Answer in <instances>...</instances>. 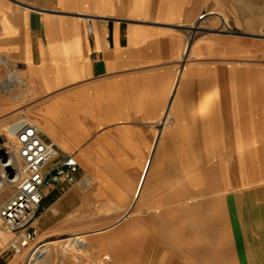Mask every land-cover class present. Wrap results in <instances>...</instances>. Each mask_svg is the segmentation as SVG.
<instances>
[{
  "label": "crops",
  "instance_id": "crops-1",
  "mask_svg": "<svg viewBox=\"0 0 264 264\" xmlns=\"http://www.w3.org/2000/svg\"><path fill=\"white\" fill-rule=\"evenodd\" d=\"M152 1L0 0V65L22 80L7 88L0 73V128L3 117L22 113L79 165L75 184L44 189L38 225L76 210V190L93 185L113 211H129L144 196L141 184L115 173L150 163L167 128L186 148H234L240 163L247 149H261L257 162L264 156V39H203L188 48L183 26L210 1L158 0L149 16ZM210 53L222 65L215 78L200 60ZM228 53L256 57L244 92L236 69L224 68ZM181 54L191 59L179 72Z\"/></svg>",
  "mask_w": 264,
  "mask_h": 264
},
{
  "label": "rangeland",
  "instance_id": "rangeland-1",
  "mask_svg": "<svg viewBox=\"0 0 264 264\" xmlns=\"http://www.w3.org/2000/svg\"><path fill=\"white\" fill-rule=\"evenodd\" d=\"M82 1L88 6V0ZM209 1L208 7L183 26L188 48L203 39L219 38L242 46L252 39H264L259 19L264 16V0ZM157 2L147 6L149 16L158 11ZM219 15L226 17L225 26ZM201 16L205 17L197 19ZM226 55L224 68L236 69L237 86L244 92L251 81L245 76H255L246 67L256 57ZM190 59L183 54L179 72ZM217 59L214 53L200 59L209 63L211 78L218 76L222 67ZM9 70L0 65L6 80ZM11 115L14 113L8 116L10 120L3 117L0 134L14 118ZM167 117H163V127ZM181 142L167 128L150 163L139 165V172L122 169L115 173L125 178L135 174L141 184L144 196L139 200L136 195L129 211H113L111 198H99L94 185L77 189L76 210L53 215L45 226L37 224L45 212L40 209L35 218L39 237L58 242V254L52 255L48 264H264V156L256 160L261 149H247L240 163L234 148H186ZM237 188L241 190L232 193ZM4 198L7 193L0 195V206ZM0 228L4 229L1 223ZM75 238L84 247L77 246L61 256L58 245ZM7 245L0 249V264L13 259L15 264H27V251L14 255ZM106 256L110 260H105Z\"/></svg>",
  "mask_w": 264,
  "mask_h": 264
},
{
  "label": "built area",
  "instance_id": "built-area-1",
  "mask_svg": "<svg viewBox=\"0 0 264 264\" xmlns=\"http://www.w3.org/2000/svg\"><path fill=\"white\" fill-rule=\"evenodd\" d=\"M16 80L12 84L8 77L7 82L21 84L17 75ZM0 136L4 138L0 149V190L3 187L12 190L11 196L0 206V223L15 235L10 245L13 254L22 255L27 251L28 259L38 254L45 244L39 243L35 223L44 189L57 183L75 184L79 165L73 155H59L54 143L22 113L9 122Z\"/></svg>",
  "mask_w": 264,
  "mask_h": 264
},
{
  "label": "bare ground",
  "instance_id": "bare-ground-1",
  "mask_svg": "<svg viewBox=\"0 0 264 264\" xmlns=\"http://www.w3.org/2000/svg\"><path fill=\"white\" fill-rule=\"evenodd\" d=\"M219 17H220L221 23H223V25L225 26L226 22H227L226 17L223 15H219ZM259 19H260L262 25H264V16H262V17L260 16ZM182 57H183V54L180 55V59H182ZM8 77H9V81L12 82V84L17 82L16 75L13 72H10ZM6 87L9 88L10 83H8V85H6ZM170 119H171V116H168L166 118L165 123H164V129L170 126V124H171ZM4 193H7V199H8L12 194V190H10L8 187H3L0 190V195H3ZM5 200L6 199L4 198V201ZM9 233H11V232L6 231L3 228H0V249H2L4 247L3 246L4 244H5V246L8 244L7 246L9 247L10 245H12L14 243V238L11 237V234H9ZM79 238H81V237H79ZM79 238L70 239L66 242H62V244L60 243L58 245V250L60 251V255L65 257L66 255H68L70 253V251L75 249L77 246L84 247L83 244H80L81 240ZM38 239H39V241H41L39 243L44 242L45 244H44L43 248H41L39 250L40 252H38V254H33L30 258L28 257L27 264H48L49 259L53 257L52 255L58 254L57 253V244H58L57 240L47 241L46 239H42L41 237H39ZM196 241H198V240H196ZM104 259L110 260V257L106 256Z\"/></svg>",
  "mask_w": 264,
  "mask_h": 264
},
{
  "label": "water",
  "instance_id": "water-1",
  "mask_svg": "<svg viewBox=\"0 0 264 264\" xmlns=\"http://www.w3.org/2000/svg\"><path fill=\"white\" fill-rule=\"evenodd\" d=\"M4 142V138L2 136H0V149H1V145Z\"/></svg>",
  "mask_w": 264,
  "mask_h": 264
}]
</instances>
